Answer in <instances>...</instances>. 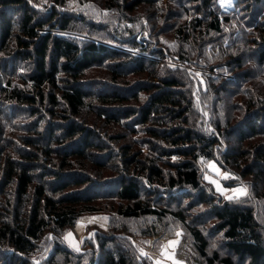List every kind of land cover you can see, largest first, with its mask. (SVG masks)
<instances>
[{
	"label": "trees",
	"instance_id": "1",
	"mask_svg": "<svg viewBox=\"0 0 264 264\" xmlns=\"http://www.w3.org/2000/svg\"><path fill=\"white\" fill-rule=\"evenodd\" d=\"M54 1L56 4L46 9H37L26 0H0V58H11L10 64L7 59L2 63L5 78L0 79V100L14 110L20 109V104L25 105L30 115L37 116L30 128L34 134L25 136L22 145L13 147L16 156L6 155V152L2 155L0 149V264H42L37 256L44 247L47 232L57 234L62 228L73 225L81 213L98 210L93 198L101 194L116 197V211L124 218L154 216L162 219L169 215L183 221L180 212H171L168 206L171 202L180 205L186 197L208 200L196 165L199 158L211 159L217 153L224 160L248 158L245 168L241 169L244 174H252L256 184L262 183L257 191L264 194V85L257 87L254 83L264 77V42L253 39L257 46L247 47L248 37L240 30L242 34L236 36L237 39L230 37L225 43L209 39L208 42H215L217 51H214L204 41L208 39L207 34L221 33L223 22L231 18L221 16L210 0H190L191 4L197 3L198 14L189 20L190 27L186 25L177 30L181 43L176 59L187 62L198 53L204 63L211 62V58L223 59L225 69L233 73L232 78L206 79L204 96L211 90L212 94L218 93L216 99L223 102L225 110L233 95L239 94L230 87L247 91L242 85L251 86L249 96L243 100L245 105L237 107L242 115L237 114L234 119L237 122L216 118L212 119L209 131H199L190 110L189 96L197 91L191 76L177 73L173 68H166L168 71L164 74L160 68L165 67H158V59L151 58H159L156 54L132 55L115 45H131L125 48L147 51L143 34L136 33L127 23L123 26L120 23L122 19L132 23L131 16L125 13L128 12L138 23L135 26L140 25V19L145 18L141 4H151L152 0H103L113 14L78 7L72 0ZM255 2L262 3V0ZM83 13H90L93 22L81 17ZM95 20H100V24H93ZM262 23L259 34L264 33ZM108 24H115L117 29L106 31ZM117 24L120 25L117 27ZM73 30L90 31L94 39L74 38L69 34ZM184 46L190 48L189 56L181 55L182 49H186ZM154 52L160 54L158 49ZM244 52L251 58L245 59ZM13 59L25 63L26 73L20 79L27 82L28 87L11 82V77H20ZM248 61L252 62L248 64ZM253 63L255 70L250 68ZM101 64L114 68L113 71L132 65L133 71L137 67H140L138 72L149 71L151 79L157 80L152 83L155 89L148 100L143 101L138 93L150 92L151 87L144 82L135 87L131 97L143 102L137 108L126 107L128 96L111 92L109 86L103 87L110 91L97 96L95 93L92 103H86L93 87L83 83L82 78L91 66ZM146 66L153 70L157 66L158 70L154 73ZM210 66L213 68L212 63ZM218 83L223 86H217ZM209 103L208 100L203 107L210 109ZM88 109L105 124L115 122L133 133L138 127L142 128L151 136L147 146L154 151L153 158L140 157L141 153L128 145H119L118 150L111 147L110 142L117 141L120 135L101 133L87 120L89 117H83ZM187 111H191L189 118L185 116ZM122 116L129 121L122 120ZM40 123L43 129L39 128ZM151 138L162 143L157 145ZM27 145H34L36 149H29ZM171 155L178 158L173 162L168 160L171 170L164 171L158 162H162V156ZM75 161L79 165L74 164ZM81 186H88V191H82ZM210 213L216 220V231L221 232L225 240V247L239 262L264 264V234L251 207L221 200L213 203ZM191 235L207 264H214L218 256L216 253L211 257L206 255L207 242L201 232L191 230ZM53 244L54 255L63 257L59 264H137L127 253L118 248L110 250L105 244L100 247L101 255L93 252L84 260L82 254L72 260L73 256H78L74 250L62 248L57 241ZM51 257L44 259L45 263L53 262ZM54 261L57 260L54 258ZM220 261L232 264L229 257Z\"/></svg>",
	"mask_w": 264,
	"mask_h": 264
},
{
	"label": "rangeland",
	"instance_id": "2",
	"mask_svg": "<svg viewBox=\"0 0 264 264\" xmlns=\"http://www.w3.org/2000/svg\"><path fill=\"white\" fill-rule=\"evenodd\" d=\"M26 1L29 5L32 4L38 7L37 9H46V7L56 4L54 0ZM210 1L213 7L218 9L219 13L222 14L221 16H228L231 20L226 23L223 22V31L221 33L215 34L209 32L207 34L208 39L204 41H207V46L209 48L217 51L216 46H214L215 42H208L209 39H218L225 43L229 41L230 37L234 38L242 34L239 33L240 30L243 31V36L248 37L249 43L246 44L247 47L253 46L255 48L257 46L253 39H258L259 41L264 42V33L259 34V31L261 30L260 26L263 24L262 22H264V0H262V3H256L255 0H228L224 6H221L219 0ZM72 2L78 7L85 6L90 10H98L101 12L106 11V13L113 14V10L109 9L107 4L103 3V0H72ZM141 5L144 9L145 15L143 17L145 18L140 19V25L135 26L138 23L132 20V14L128 12L125 13L131 16L130 20L132 23L126 22V20L124 21V19H122L120 24L123 26L127 23V26L133 27V29L136 30V33L139 32L143 34L145 39L144 45L148 46L147 51L144 53L142 50L134 47L131 48L132 50L125 48L131 45L123 46L116 43L115 45L120 49L132 52V55L149 57L150 55L156 54L159 58H156L155 56H152L151 58L158 59V67H165L160 68L164 74L167 73L169 70L168 68H173L176 69L177 73H186L191 76V82L193 85H196L197 91H193L191 97L189 96V99L191 100L190 110H192V117L195 120V127H197L198 130L202 129V131H204L210 129L212 119L216 120V118L224 117L229 121H232V123L237 122L238 120H234L235 117H237V114L240 115V110L237 109V107L245 105L243 104L244 97L249 96L251 89L249 83L242 85L248 88L247 91L246 89L244 90L245 93L242 90V87H239V89L236 87H230L232 91H238L239 94L233 95L230 103H228V109L225 110L223 108V102L216 99L218 93L212 94L213 90H211L207 96H204V93L207 92V86L205 83L206 79L210 78L214 81L216 79L232 78L233 73L225 69L226 65L224 64L223 59L220 58L218 61H215L214 58H211V60L209 59L211 62L204 63L201 60L199 53L194 59H187V62H181V60H177L175 57L177 51L180 50L179 47L181 43L180 37L176 35L178 33L177 30L181 27H186V25L190 27L188 24L189 20L198 14L195 9L197 3L191 4L190 0H152L151 4L142 3ZM105 8L109 10H105ZM72 10L74 11V9ZM118 11L119 10H115L116 13ZM82 16L88 19L90 23L93 22L90 13H83L81 17ZM100 22V20H95V23L93 24L97 25L100 24ZM115 24H108L105 27L106 31L109 29H117ZM120 24H117V27ZM130 24H133V26H130ZM69 34L74 36V38L87 40L94 39L92 37L93 33L90 31L80 33L73 30V32H69ZM237 38L238 37L235 39ZM184 48L186 49H182L183 52L181 55L189 56L190 48L185 46ZM155 49L159 50V55L154 52ZM196 49L200 50L198 47H196ZM243 55L245 59L251 58L248 52H244ZM0 59V79L4 80L5 75L1 72L2 63L6 59L7 62L11 61V58L6 56L5 58ZM251 62L252 61H248V64ZM8 63L10 64L11 62ZM211 63L213 68H210ZM13 64L16 65V73L20 77H11V82L19 87H28L29 84L20 79L24 76V73H26L25 63L20 60L15 62L14 60ZM254 65L255 64L253 63L250 68L254 69ZM202 66L204 69L200 68ZM146 67L149 70H153L150 66ZM139 68L140 67H137V69L133 71L135 68L134 65H132L126 68H115L116 71H113L114 68L110 69V67L108 68L104 64L91 66L82 78L83 83H87L88 87H93V90L91 89V93L89 92L90 94L86 98V103H92L95 93L97 96L102 92L104 93L111 90V92H117L118 94L126 95V97L128 96V101L125 104L126 107L137 108L143 102H136L131 97V93L134 91L135 87L141 82H144L145 85L151 87L149 89L150 92H137L140 100H148L150 94L155 89L152 87V83H156L157 81L151 79V73L149 71L144 70L138 72ZM155 68L158 70L157 66ZM262 68L264 71V67ZM156 70H153L154 73ZM113 76L116 78H113ZM147 81H149V83H147ZM254 83L257 87L263 86L264 77L254 81ZM103 86H109L111 88L110 90H105V87ZM217 86H223V84L218 83ZM95 89H97V91ZM242 91L243 93H240ZM208 100L211 105L210 109L203 107V104L208 102ZM14 103L16 104V102ZM93 105H96V103ZM19 106L20 109L14 110V107L12 108L10 104H3V101L0 100V149L3 151L2 155L6 152V155L9 154V156H16L13 147L15 145H22L21 141L25 136H32L34 134L30 128L37 119V116L30 115L29 112H27V107L25 105L20 104ZM185 116L189 118L191 116V111H187ZM83 117H89L87 120H90L101 131V133L107 134L116 132L120 135L117 141L110 142V146L114 147V149L118 150L119 145H128L131 147V150L141 153L140 157L153 158L154 151L147 146L149 144L147 139H150L149 137L151 136L146 135L142 128L137 126L138 131L133 133L129 128H123L122 125L119 126L115 122H108L105 124L104 121H101L99 117L97 118L92 110L89 109ZM120 118L129 121V119L123 116ZM83 119H85V122L87 121L86 118ZM40 127L43 129L42 123H40L39 128ZM153 140L156 141V144L161 142L158 139ZM233 144L237 146L234 140ZM26 147L29 149H36L34 145H27ZM220 155L221 154L217 153L215 155L216 157L211 159L199 158L197 161L196 166L199 170L200 180L208 196L206 202L197 201L195 197L189 199L186 197L180 205H177L175 202L169 204L168 207L170 211H179L181 217L184 219L183 221L176 216L169 215L162 219L154 216L124 218L116 211V197L113 195L107 196L101 194L96 198H93L94 201H96L98 210L81 213L73 225L62 228L57 234L52 231L47 232L48 237L44 242V247L37 256L39 262L47 264L44 259L51 255L53 257V262L50 264H59L58 262H60V260L62 261L63 257L61 255H54L53 243L54 241H57L59 245H62V248L65 247L74 250V252L78 254V256H73L72 260L79 259L82 255L84 257L83 260L87 259L90 256V253L93 252L101 255L100 247L102 244H105L106 248L108 247L110 250L118 248L120 251L127 253L137 264H154L156 260L161 261V264H207L205 257L199 253L197 243L193 240L191 235V230H199L207 242L205 248L206 255L211 257L216 253L218 256V260L214 264H223L220 259L226 257L231 259L232 264H242V262H239L236 256L229 252L225 247V240L223 239L221 232L216 231V220L210 213L211 206L213 203H220L221 200H224L233 204L251 207L253 211L256 212L255 215L258 217L260 229L264 234V194L262 191H257L258 188H262V183L256 184L257 182L253 180L252 174L243 173L242 169L245 168L248 158L239 159L238 157H235L234 162V160L230 158L224 160L223 158H220ZM156 156L154 157L158 159ZM162 157V162H158L160 167L163 168L164 171H170L171 169L170 165H168V160L173 162L178 156L171 155L168 156V158L167 156ZM230 160L234 163H230ZM74 164L79 165V162L75 161ZM225 174H227V178L225 177ZM213 181H215V183H213ZM217 185L220 186L221 190L217 189ZM242 186H246V194L239 195L232 191L241 188ZM79 188L85 192L89 189L88 186H81ZM69 233L71 236L67 235ZM177 233H179V235H177ZM169 241H174V245H169ZM142 253H146L147 255H142ZM169 256H171L172 259H169ZM54 258L57 261H54ZM244 264H246V261Z\"/></svg>",
	"mask_w": 264,
	"mask_h": 264
},
{
	"label": "snow or ice",
	"instance_id": "3",
	"mask_svg": "<svg viewBox=\"0 0 264 264\" xmlns=\"http://www.w3.org/2000/svg\"><path fill=\"white\" fill-rule=\"evenodd\" d=\"M219 2H220V4H221V6H224V4L228 2V0H219ZM197 75H198V74H197ZM225 177L227 178V174H225ZM213 183H215V181H213ZM217 189H218V190H221L219 185H217ZM232 191L236 192V193L239 194V195L246 194V186H242L241 188L234 189V190H232ZM67 235H68V236H71L70 233L67 234ZM177 235H179V233H177ZM174 243H175L174 241H169V242H168L169 245H174ZM77 250H78V249H77ZM142 255H147V254H146V253H142ZM168 258H169V259H172L171 256H169ZM37 264H38V262H37ZM154 264H161V261L156 260V261L154 262Z\"/></svg>",
	"mask_w": 264,
	"mask_h": 264
}]
</instances>
